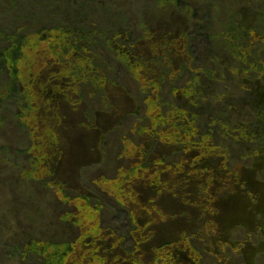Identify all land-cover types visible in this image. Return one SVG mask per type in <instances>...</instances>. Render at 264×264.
I'll return each instance as SVG.
<instances>
[{
    "label": "trees",
    "instance_id": "trees-1",
    "mask_svg": "<svg viewBox=\"0 0 264 264\" xmlns=\"http://www.w3.org/2000/svg\"><path fill=\"white\" fill-rule=\"evenodd\" d=\"M117 1L0 0V172L31 198L0 219V264H240L252 244L223 225L264 196V0ZM165 11L181 23L151 33L143 14ZM99 51L131 67L141 104L114 166L80 165L81 191L59 169L57 106L103 112Z\"/></svg>",
    "mask_w": 264,
    "mask_h": 264
},
{
    "label": "rangeland",
    "instance_id": "rangeland-1",
    "mask_svg": "<svg viewBox=\"0 0 264 264\" xmlns=\"http://www.w3.org/2000/svg\"><path fill=\"white\" fill-rule=\"evenodd\" d=\"M101 1L109 3L114 10L117 9V0H99V3ZM89 2L92 3L91 1ZM118 6L130 9L127 7V2L125 0L119 3ZM24 13L28 17V9L27 12L24 11ZM161 14V18H159V14L154 16L150 12L143 14V20L147 23L151 33L157 31L156 23L165 21V17L169 18L167 25H171L173 21L181 23L178 21L177 15L174 17L173 11H165ZM120 15H126L127 18L120 16V20L122 23H126L128 28H130V24L134 26L133 17L129 11L124 10ZM182 22L184 23L185 20L182 19ZM1 31L0 29V32ZM124 34L128 36L130 40L135 38L129 35V30L124 32ZM145 46L149 48V45L145 43L140 47L136 44L135 49L137 52H140L138 51L140 49L145 55H149L148 51H145ZM96 54L102 59L103 64L106 65L110 72L111 80L108 79L105 82L104 89L102 90L104 94L102 101L106 103V108L102 110L103 112L97 114L96 112L100 109V101L97 98L91 99L95 112H92L93 114L91 113L90 118L85 114V109L87 110L89 105L86 102H81V104L74 105L73 107L64 103H60L57 106V110L62 118L61 126L57 128V133L61 139V145L59 143V147L62 149L61 146L63 145L62 150L64 152L59 169L62 175L63 171L66 172L63 177L67 180V183H69L70 188H78V190L81 191L87 186L90 175L88 174L87 176L86 174H82L80 165L97 167L98 169L100 167L111 169L114 166V154L117 141L124 131L128 132V130L132 129L130 127L131 125H129L131 119L129 116L137 117V115L133 114L138 112V100L140 97V91L137 90L138 85L134 81V75L130 72L131 67H127L125 64H117L107 52L99 51L96 52ZM130 64H132V61H130ZM94 122L97 123L94 127L95 130H88L86 125L90 123L93 124ZM73 141L75 144L74 148ZM120 143L123 144L122 142ZM120 146L123 149L124 144ZM72 151L73 156L70 155ZM2 156L3 154L0 153V157ZM71 159L74 161L73 166L70 162ZM81 161L83 162L79 164ZM9 166L8 171L11 173V170L14 169L15 166L11 163ZM258 167L261 168L262 164L258 163ZM8 176L9 175L6 173L0 172V178L3 179L0 183V219H2V215L4 219H6V214L12 212L20 215L24 209L27 210L29 208L31 201L28 195H24L23 197V187L21 184L18 188L14 189V192L11 191L12 185L6 181ZM255 184L258 185L256 178ZM257 185L255 186L259 187ZM260 189L263 190L264 194L263 185ZM237 212L238 214H236L232 220H227L223 226L227 228H233L235 226L242 227L243 229L238 230V237H235L233 242L236 244L244 243L245 245L252 244V247L247 249L244 254H232L228 262L233 263L235 261L240 264H264V196L261 200L253 204L240 202ZM114 223L122 225L119 219ZM230 233H234V228ZM224 235H226V231L222 234V237H225ZM212 240L214 241L213 238ZM203 258L200 264H210L209 254H205ZM210 261L212 264L216 263V260Z\"/></svg>",
    "mask_w": 264,
    "mask_h": 264
}]
</instances>
